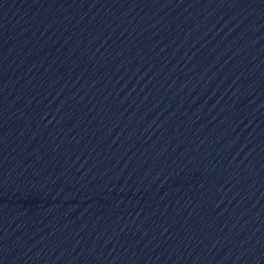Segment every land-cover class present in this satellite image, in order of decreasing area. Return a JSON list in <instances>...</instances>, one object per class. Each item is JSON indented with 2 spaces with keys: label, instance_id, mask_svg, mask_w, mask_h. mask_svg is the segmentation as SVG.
<instances>
[{
  "label": "water",
  "instance_id": "95a60500",
  "mask_svg": "<svg viewBox=\"0 0 264 264\" xmlns=\"http://www.w3.org/2000/svg\"><path fill=\"white\" fill-rule=\"evenodd\" d=\"M0 264H264V0H0Z\"/></svg>",
  "mask_w": 264,
  "mask_h": 264
}]
</instances>
